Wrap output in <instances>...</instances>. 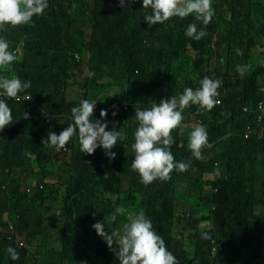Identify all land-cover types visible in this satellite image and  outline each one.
<instances>
[{
    "label": "trees",
    "instance_id": "16d2710c",
    "mask_svg": "<svg viewBox=\"0 0 264 264\" xmlns=\"http://www.w3.org/2000/svg\"><path fill=\"white\" fill-rule=\"evenodd\" d=\"M212 7L200 41L184 35L194 22L191 15L150 27L143 18L150 10L142 8V0L126 8L118 0H48L31 25L0 31L18 57L0 75L31 82L20 93L30 100L0 97L13 118L0 132V264H114L115 252L92 225L104 221L105 232L119 230L126 213L113 223L108 218L120 206L143 211L179 264H264V105H259L264 99V0H212ZM73 37L87 58L76 78L69 56ZM238 64L249 66L244 76L235 71ZM204 76L222 81L220 102L210 111L187 107L182 122H189L192 112L206 127L212 147L202 149L204 160L194 159L178 126L171 132L170 151L177 162L191 160L189 169L144 185L131 168L135 109L182 94L184 88L195 90ZM82 99L97 101L94 120L106 109L107 130L115 121L122 132L111 149L115 159L100 147L92 155L81 153L77 136L64 151L69 157L54 159L52 147L42 145L50 123L65 129L72 122L71 108ZM24 112L29 119H23ZM249 121L252 131L245 137ZM27 152L35 154L36 166ZM32 170L42 183L55 185L47 190L43 184V193L22 192L20 180ZM180 184L187 185L185 201L176 193ZM58 210L62 225L50 233L48 224ZM8 225L17 242L8 238ZM203 233L210 239H202ZM8 247L18 259H11Z\"/></svg>",
    "mask_w": 264,
    "mask_h": 264
},
{
    "label": "clouds",
    "instance_id": "9594fccd",
    "mask_svg": "<svg viewBox=\"0 0 264 264\" xmlns=\"http://www.w3.org/2000/svg\"><path fill=\"white\" fill-rule=\"evenodd\" d=\"M135 2L136 0H127L126 4V0H118L119 5L125 8ZM47 7L48 0H0V31H3L6 26L31 25L33 16L42 15ZM142 8L150 10L143 16L144 21L150 27L155 24H163L173 17L186 18L191 15L194 22L187 25L184 35L195 41H200L206 36L205 28L214 15L212 0H142ZM197 22L201 23L203 27L198 29ZM235 51L237 55L243 56L242 49L237 48ZM71 52L70 63L78 61L80 58V63L87 64V58L81 57V53L77 54L74 50ZM17 59V55L9 50L6 38L0 36V71H9ZM220 62L223 63L222 58ZM248 69L247 64L235 66V71L241 76H244ZM91 75L92 73H89V76ZM199 85L195 90L190 87L184 88L182 94L161 99L159 103L151 100L150 106L135 109L134 116L138 121V127L134 132V143L131 144V150L134 153L131 168L137 172L140 182L144 185L156 180H169L173 170L184 172L189 169L191 160L177 162L170 151L174 144L171 132L178 126L184 128L185 131L186 124H194L187 137V147L194 159L204 160L202 149L212 147L208 140L207 129L200 124L201 121L198 117L190 112L189 122H182L184 119L182 113L187 107L192 110L194 108L192 105H198L199 108L210 111L220 102L217 97L220 94L218 89L222 86L221 80L204 76L199 81ZM30 87V81H22L15 74L10 77L0 75L1 98H12L17 101L30 100L31 95H20ZM96 103V100L82 99L78 106L72 107L70 110L72 122L63 130L57 122L50 123L51 131L48 132L46 138H42L41 143L52 147L51 154L54 159L65 156L64 151L73 136L78 138L81 153L92 155L100 147L110 160L115 159L116 153L111 149L122 138V132L116 128L115 121L112 122V129L107 130L108 122L105 118L108 111L106 109L100 111V119H93ZM259 105H264V99L259 102ZM111 107L115 109V105ZM245 111L244 108L243 112ZM116 115L117 111L114 110L112 116ZM44 118L49 119L50 117L45 114ZM23 119H29L27 112H24ZM11 123H13L12 110L4 99H0V132ZM247 123L246 126H253L252 121ZM260 126L262 127V124ZM251 131L250 128L248 136ZM26 155L33 166L38 164L34 153L27 152ZM65 157H69V154ZM6 170L8 171V169ZM25 173L36 172L32 170ZM211 177L212 175L209 173L207 178ZM30 181L29 176L24 177L23 175L19 183L22 192L27 194L43 193L44 186L40 179L34 184H30ZM183 189L180 187L178 197L180 201L186 200ZM125 213L126 222L119 230L105 232L104 221L92 225L97 235L106 242L110 250L115 252L119 264H179L177 258L168 251L163 237L153 227L151 219L146 217L143 211L134 213L127 211L123 206L117 207L109 216L108 223L115 222L118 215H125ZM56 214L61 216L60 210L56 211ZM1 215L0 212V220ZM8 232V238H13L17 242V234L13 233L14 229L11 225H8ZM202 239L208 240L210 236L208 233H203ZM114 245L118 247H114ZM6 251L12 260L18 259L19 254L14 248L8 247Z\"/></svg>",
    "mask_w": 264,
    "mask_h": 264
},
{
    "label": "rangeland",
    "instance_id": "374dc122",
    "mask_svg": "<svg viewBox=\"0 0 264 264\" xmlns=\"http://www.w3.org/2000/svg\"><path fill=\"white\" fill-rule=\"evenodd\" d=\"M78 27L79 28H82V25L81 24H79L78 25ZM207 32V31H206ZM73 41H74V46L72 47H69V49L70 50H74L75 51V53H81V54H83V53H85V52H83V51H81L80 49H79V45H78V42H77V39L75 38V37H73ZM72 53V52H71ZM257 58V57H256ZM72 60H73V57H72ZM80 58H79V60L78 61H71V65H70V69H72V73H73V77L74 78H76V76H77V73H78V71L81 69L80 67H81V65L84 67L85 66V64H82V63H80ZM79 90V89H78ZM193 125L194 124H186V128H185V132L184 133H187L188 131L189 132H191L192 131V128H193ZM185 137H188V135H184ZM27 176H29V179H31V181L29 182L30 184H34V182L35 181H39V179H40V177H39V175L38 174H36V173H25L24 174V177H27ZM42 184H45L46 185V187H47V190L50 188V187H53L55 184H54V182L52 181V180H47V181H45L44 183H42ZM187 185H185V184H180L179 186H178V189H177V191H176V193H177V196L179 197V195H180V187L181 188H184V187H186ZM47 190H46V192H47ZM62 221H63V217L62 216H58L57 214H55V215H53L52 216V218L50 219V222H49V226H48V230H49V232L50 233H54L56 230H59L60 229V227H61V225H62ZM56 244H58V240H56V242L54 243V245H56ZM113 261H114V264H119V260L116 258V255H115V257H114V259H113Z\"/></svg>",
    "mask_w": 264,
    "mask_h": 264
},
{
    "label": "built area",
    "instance_id": "2783aa9c",
    "mask_svg": "<svg viewBox=\"0 0 264 264\" xmlns=\"http://www.w3.org/2000/svg\"><path fill=\"white\" fill-rule=\"evenodd\" d=\"M246 129H247V132H246L245 136L247 137L248 136V131L250 130V127L247 126Z\"/></svg>",
    "mask_w": 264,
    "mask_h": 264
},
{
    "label": "crops",
    "instance_id": "0c3cea01",
    "mask_svg": "<svg viewBox=\"0 0 264 264\" xmlns=\"http://www.w3.org/2000/svg\"><path fill=\"white\" fill-rule=\"evenodd\" d=\"M184 126V125H183ZM183 135H190V132L188 131L187 133L183 132Z\"/></svg>",
    "mask_w": 264,
    "mask_h": 264
}]
</instances>
